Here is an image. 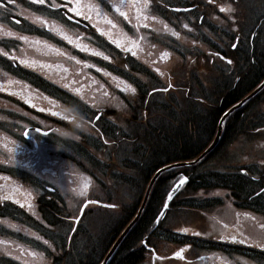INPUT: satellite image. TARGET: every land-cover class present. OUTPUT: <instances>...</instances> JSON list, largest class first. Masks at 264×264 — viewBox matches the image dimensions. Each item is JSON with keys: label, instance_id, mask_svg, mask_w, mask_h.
Returning a JSON list of instances; mask_svg holds the SVG:
<instances>
[{"label": "flooded vegetation", "instance_id": "obj_1", "mask_svg": "<svg viewBox=\"0 0 264 264\" xmlns=\"http://www.w3.org/2000/svg\"><path fill=\"white\" fill-rule=\"evenodd\" d=\"M178 1L148 0V7L144 8V0H109L108 4L101 3V0H79L80 10L90 17V20H86L84 16L77 17L74 13L65 15L63 9H48L47 4L51 0H46L43 6L31 0H13L12 3L0 0V225H19L26 223V220L39 221L41 218L37 213L33 214V207L38 202L36 192L32 189L29 196L23 195V187L26 186L22 172L34 171L23 168V163L31 168L34 161L49 149L50 135L56 129L65 128L64 114L72 110L71 98H78L84 103L81 98H94L97 117L93 124L102 135L103 129L109 125V116L125 119L128 129L126 137L122 139L130 147L128 150L133 151V127L129 126L134 119L135 103L143 102L145 109L150 110L149 106L155 107L153 103L157 100L162 109L167 103L178 107L176 105L188 101L193 104L202 102L205 92L222 100L244 90L257 79L252 89L264 80L263 12H256L250 23H241L235 48L231 45L227 52L224 49L211 52L224 63L222 79L216 80L226 85L221 94L214 93V89L205 91L199 87V81L195 85L191 82L187 85L177 84L171 72L166 75L167 70H156L142 62L141 55L149 56L152 47H163L162 51L167 54L171 50L165 42L151 43L147 36L155 31L162 34L167 29L174 31L175 24L170 17L167 18V13L178 17L181 23L180 15L187 14L185 25L191 29L196 26L194 17L200 10L198 5L188 0ZM56 3L63 4L64 0H56ZM97 4L99 8L93 7ZM76 5L77 0H72L69 7ZM113 6L118 7L119 12ZM120 13H124L127 19ZM37 16L47 22L46 26L34 20ZM156 17L155 24L152 19ZM5 32L14 35L5 36ZM21 36L26 39H20ZM255 37L258 38L257 42ZM4 52L8 56H4ZM105 56L107 60L103 58ZM229 60L231 63H228ZM138 63L141 69L145 70V67L159 79L156 78L158 83L152 88L144 85L145 81H135V64ZM163 74L168 77L167 86L161 84ZM155 77L150 78V83ZM128 86L136 91L126 90ZM154 94L159 95L153 97ZM257 94L259 97L264 95V86ZM247 102L226 117L218 144H232L241 138L254 139L255 136L248 134L246 128L247 111L258 108L259 111L263 104ZM58 105L60 110L56 109ZM255 123L259 130L257 135L262 137L260 131L263 126L257 121ZM218 125L219 120L216 132ZM109 128V136L118 140L121 137L119 133ZM224 154L223 149L213 158L222 160ZM130 157L133 159L132 153ZM47 188L53 192L56 190L50 186ZM216 189L219 191L215 197L217 204L211 202L207 211V218L212 221V227L208 228L211 232L194 229L181 231L175 243L179 246L180 257L187 258L186 253L197 248V257L207 260L208 264H264V248L258 246L264 243V167L244 162L235 169L228 168L222 185ZM24 213L29 216H24ZM2 237L6 245V237ZM7 246L12 247L15 253L21 250V245L16 243ZM198 249L201 253H198ZM151 251L157 250L151 247ZM1 256L0 264H5ZM16 257L11 256V260L17 262ZM153 257V262L157 259L163 261L168 255L157 253Z\"/></svg>", "mask_w": 264, "mask_h": 264}, {"label": "rangeland", "instance_id": "obj_2", "mask_svg": "<svg viewBox=\"0 0 264 264\" xmlns=\"http://www.w3.org/2000/svg\"><path fill=\"white\" fill-rule=\"evenodd\" d=\"M170 1L180 2L178 0ZM106 2L108 4L109 0H105ZM188 2L197 4L200 9L194 17L196 26L193 29L185 27L187 14L180 15L183 22L181 23L177 19L178 17L167 13V18L170 17L169 19H172L173 24H175L174 31L167 29L165 34L155 31L154 33L147 34V36L151 40V43L165 42L166 46L172 51H168L167 54L165 51H162L163 47H152L149 56L145 55L143 57L141 55L143 58L141 61L150 68L155 67L156 70L157 68L167 70L166 75L171 72L172 77H176L177 84L183 85L191 82L192 85H195L196 81H199L200 88L205 91H211L221 83L220 81V83H217L216 80L220 74L224 73V63L215 58L211 52L217 49H224L227 52L230 46L235 44L236 36H239L241 23H250L252 16L255 15L257 10H261L264 13V0H238L239 5H243L244 8L239 5H233L232 0H188ZM221 8L226 10L221 11ZM252 8L256 11L254 12ZM156 20L157 17L152 19V22L156 24ZM173 33L177 35H173ZM249 34L250 32L247 33V35ZM254 40L257 42L258 38L256 39L255 37ZM160 50L163 53L159 54ZM137 65L135 64V81H139L140 83H144L145 81L144 85H149L148 88L155 86L159 80L157 76L144 67L146 70L145 74V70L141 69L140 65L139 67ZM166 75L163 74V80H160L163 86H167L169 83ZM152 77H155V79L150 83L149 80ZM158 95L154 94L153 97H158ZM81 99L86 103L78 98H71L72 110L66 111L64 114L67 124L64 129L55 131L50 135L49 141L51 145L47 151H43L45 154L39 157L36 162L34 161L31 168L26 163H23V168L33 169L34 171L29 172L30 170H28L22 172L23 184L26 186L23 187V195L29 196V191L32 189L36 192L38 202L35 210L37 213L41 211L39 208L40 203L41 205L46 203L51 205L60 202L58 207L61 208L63 215L67 217L64 223L61 220H58V222L60 225L63 224L69 228V231L75 226V217L78 216L80 207L87 198H96L105 202L116 203L120 205V208H104L90 205L86 213L89 211L92 214L93 212L95 214L101 213L99 212V208H101L108 209V211H103L107 212L104 215L105 217H120L121 206L128 204L130 189L128 185H122L117 176L132 174L134 171L132 159L126 155L128 144L126 140L122 139V137H126L128 129L125 119H117V116H114L113 119L112 116H109V125L103 129L102 135L93 124L97 117L94 98L88 96ZM158 103L159 100L153 103L156 105L155 107L150 106L152 113H149V108L145 109L143 102L139 104L135 103L134 119L131 122V126H129V128L133 127L134 137L136 132L145 131V127L149 125L148 122L151 119L154 120L153 122H158L160 118L159 122L165 123L162 117L168 118L165 116L166 109L159 107ZM56 104H58V101H56ZM173 107L171 106V109L176 108ZM56 109L60 110L61 108L58 105ZM262 109L264 110V103ZM57 114L63 116V114ZM125 115L126 112L123 116ZM109 127H111L113 132L119 133L121 137L118 140L109 136L108 131H111ZM258 133L254 132V139L246 140L241 138L232 144L223 145L224 158H222V161H215L217 165L222 164L218 162H223L227 165V168L235 169L244 162L249 164L251 162L252 166L257 164L263 167L264 136L260 137V135H257ZM131 146L134 148L133 144ZM212 168L214 170L218 169L214 165ZM210 178L217 182L221 181V183L223 179L222 176ZM48 186L54 187L56 190L54 192L50 191L47 188ZM218 193L219 191L216 189L215 191H203L199 194H205L207 197H210V195L218 196ZM26 201H29V197ZM186 204H192L197 207L202 206L200 203L191 201L186 202ZM47 207L43 209H47ZM180 210L179 214L175 215L173 213L168 218L167 224L164 223L170 230L178 232L189 231V229L207 231L208 228L212 227V221L209 217L207 218L209 214L205 210L195 209L190 212ZM86 213L78 223L81 228H84L88 220ZM92 217L94 218L95 216L92 215ZM92 217L89 220H92ZM49 226L51 225L46 220L38 223L26 220V223L14 225V227L12 224L0 225V254L5 255L4 257L1 256L3 263L5 261V264H16V262L8 259L10 257L8 254L11 253L12 258L18 255L16 258L21 259L25 264H43L42 262L45 261L40 259L42 256L41 251H48V248L40 240V238H43L41 234L47 235V240L48 238L53 240H56V238L62 239L59 236L61 232L55 231L52 226ZM208 231L209 233L211 232L210 230ZM20 232H22V235H19ZM53 232H56L58 235L56 236ZM174 235L178 236L176 233ZM2 236L6 237L7 244L16 243L17 245H21L23 253L19 252L21 250L15 253L12 247L7 246V244L4 245L1 239ZM19 236H21L20 239ZM156 248L157 253L168 255L166 260L157 259L156 264H208L207 260L197 257V248L186 253L187 258L173 255L179 249V246L175 243L160 242L157 243ZM39 249L40 252L38 251ZM36 253L40 254V257L37 258ZM198 253H201L199 249ZM148 254L151 263L153 253L149 251Z\"/></svg>", "mask_w": 264, "mask_h": 264}, {"label": "trees", "instance_id": "obj_3", "mask_svg": "<svg viewBox=\"0 0 264 264\" xmlns=\"http://www.w3.org/2000/svg\"><path fill=\"white\" fill-rule=\"evenodd\" d=\"M237 1L232 0V4L239 5ZM239 6L243 7V5ZM257 12L263 11L257 10ZM222 75L220 74L217 78L222 79ZM220 82L218 81L217 83L220 84L213 88L214 93L221 94L226 89L225 83L223 81ZM257 82L258 79L247 85L244 90L237 91L231 97L227 96L222 100L205 93L203 101L197 102V104L188 101V103L176 105L178 106L176 108L174 106V109H171V105L167 104L165 116L168 118L162 117L165 123L159 122L160 118L158 122H153L154 120L151 119L148 122L149 125L145 127V131L136 132L133 151L128 150L126 152V155L129 154L131 156V153L133 154L131 161L134 164V171L132 174L117 176L121 184L124 186L128 185L130 189L128 204L121 206L120 217H105L104 215L107 212L103 211H108V209L99 208L101 213L96 214L95 212L92 214L91 211H87L88 213H85L88 216V220L84 228L78 225L72 232V230L69 231V228L63 224L60 225L58 222V220H61L64 223L67 217L63 215L61 208L58 207L59 203L51 205L48 203L40 204V214L55 231L61 232L59 236L62 239L56 238V240H53L48 238L47 240L48 236L41 234L43 238H40V240L47 246L48 251L42 250L41 257L40 254L36 253L37 258L40 257V259L45 261L42 262L43 264H100L116 238L136 215L147 185L155 171L163 165L197 157L214 138L216 123L223 110L240 100ZM263 103L264 95L259 97L258 94L247 102V104L255 105ZM258 109L247 111L246 128L248 134L251 133L254 136L253 132L256 130L259 132L255 123L257 121L263 126L260 131L262 134H260L264 136V110L260 109L258 111ZM149 113H152V109ZM238 115L239 113L236 114V118ZM225 136H227V133ZM222 149L223 144L219 143L211 151V154L205 156L200 162L192 166H180L163 172L155 181L141 216L120 242L107 264H152V261L151 263L149 261L148 254L150 247H154L157 250V243H177L179 239L174 235L175 232L167 228L164 223L167 224L168 218L173 213L175 215L179 214L180 209L184 212H190L195 209H209L211 202H213L208 200L211 197H207L205 194L200 195L199 193L211 191L222 185L221 181L217 184L210 178H218V176L223 178L227 170L226 164L218 162L222 164L217 165L215 162L222 160L213 158L214 154L223 152ZM213 165L218 169L214 170L212 168ZM180 170L188 175V181L170 202L164 217H160L159 223H157V217L162 212L168 189L172 181L177 178ZM189 201L198 202L202 206L197 207L192 204H186ZM117 205L120 208V205ZM44 207H47V209H43ZM92 215L95 217L93 218ZM90 217H92V220H89ZM53 233L56 236L58 235L56 232ZM188 241L191 240L188 239ZM38 251L40 252V249Z\"/></svg>", "mask_w": 264, "mask_h": 264}, {"label": "water", "instance_id": "obj_4", "mask_svg": "<svg viewBox=\"0 0 264 264\" xmlns=\"http://www.w3.org/2000/svg\"><path fill=\"white\" fill-rule=\"evenodd\" d=\"M263 86H264V80L253 91H251L249 94H247L245 97H243L239 102H237L236 104H234L232 107H230L228 110H226L223 113V115L220 117L219 125H218V130H217V133H216V136H215L214 140L196 158L191 159V160H183V161L173 162V163H170V164L161 166L160 168H158L156 170V172L153 174V176L151 177V179H150V181L148 183V186L146 188V191H145V194H144V197H143L141 206H140L137 214L127 224V226L124 228V230L121 232V234L114 241L113 245L111 246V248L109 249V251L107 252V254L105 255L104 259L102 260V262L100 264H107L108 263L109 259L111 258L112 254L114 253V251L116 250V248L118 247V245L120 244V242L122 241V239L125 237V235L128 233V231L130 230V228L135 224V222L140 217V215H141V213H142V211H143V209L145 207V204L147 202V199H148L149 193L151 191V188H152L155 180L158 178V176L162 172H164L166 170H169V169H172L174 167H177V166H190V165H193V164L199 162L209 151H211L215 147V145H216V143H217V141H218V139L220 137L221 130H222V124H223L225 118L232 111H234L235 109H237L239 106H241L242 104H244L249 98H251L253 95H255ZM183 177H187V176H183ZM178 181H176L174 183L175 186L173 185L172 188L169 190V192L167 194V198H166L167 204L176 195V193L179 191V189L181 188V186L184 184L183 183L182 185H178L177 184ZM169 193H171V198L170 199H169ZM88 204H97V205L106 206V207H109V205H114V204L107 203V202H101V201L96 200V199H87L82 204L78 217H81L82 216V214H83V212H84V210H85V208H86V206ZM76 221H78V220L76 219Z\"/></svg>", "mask_w": 264, "mask_h": 264}, {"label": "snow or ice", "instance_id": "obj_5", "mask_svg": "<svg viewBox=\"0 0 264 264\" xmlns=\"http://www.w3.org/2000/svg\"><path fill=\"white\" fill-rule=\"evenodd\" d=\"M9 3H12L13 0H8ZM32 3L34 4H38V5H45L46 4V0H31ZM105 0H101V3H104ZM72 3V0H64V3L63 4H57L56 3V0H51V3H48L47 4V8L48 9H63L65 10L64 14L65 15H68L70 13H74L77 17L79 16H84V19L86 20H90V17L88 15H86L85 13H83L80 8H79V0H77V5L76 6H72V7H69V5ZM144 8H147L148 7V0H144V4L142 5ZM93 7H96V8H99L100 5L97 4V5H93ZM115 7L116 11L119 12V8L116 7V6H113ZM226 9L224 8H221V11H225ZM120 15L124 16L125 19H127V16L124 14V13H120ZM69 18H71L69 16ZM34 20L38 23H40L42 26H46V21H44L41 17L37 16V17H34ZM109 23H111V21H109ZM185 27H187V25H185ZM97 31H101L100 29H97ZM60 35H63V33H59ZM5 36H12L14 35V33L12 32H5L4 33ZM173 35H177L176 33H173ZM66 38V37H65ZM20 39H26L25 37L21 36ZM69 43H71V41H68ZM237 45L236 44H232V47L235 48ZM77 47H79V45H77ZM97 55H102L101 53H96ZM134 54V53H133ZM4 56H8V53L7 52H4L3 53ZM74 58V57H73ZM105 60L108 59V57H103ZM228 63H231V61L229 60ZM99 71V69H98ZM105 75H109L108 73H105ZM169 87H171V85H169ZM128 91H131V92H135L136 90L134 88H131V86H128L127 89ZM153 91H157V89H153ZM166 91V89H165ZM187 179V177H181L179 179V181L177 182L178 185H182L185 180ZM175 186V185H174ZM85 187H87V185H85ZM83 194V193H81ZM171 198V193H169V199ZM167 202H165V205L164 207L167 208ZM109 207H114V205H109ZM163 214V213H161ZM70 219H72V217H70ZM75 219L79 220L80 217H75ZM159 220H160V217H157V223H159ZM14 227V225H13ZM186 231V230H185ZM45 243H47V241H45ZM259 247L261 248H264V243H261L260 245H258ZM174 256H180L181 255V252L178 251L176 253H173Z\"/></svg>", "mask_w": 264, "mask_h": 264}]
</instances>
